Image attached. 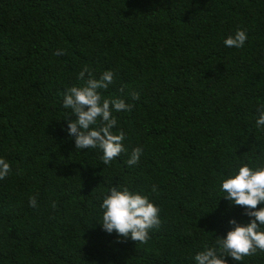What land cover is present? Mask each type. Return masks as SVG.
<instances>
[{
    "label": "trees",
    "instance_id": "1",
    "mask_svg": "<svg viewBox=\"0 0 264 264\" xmlns=\"http://www.w3.org/2000/svg\"><path fill=\"white\" fill-rule=\"evenodd\" d=\"M238 29L244 46H225ZM84 68L111 70L102 99L134 105L112 112L126 152L110 165L68 132L64 93ZM262 105L264 0H0V264H196L232 219H254L221 184L264 166ZM113 186L158 207L146 242L103 230ZM225 259L264 264V251Z\"/></svg>",
    "mask_w": 264,
    "mask_h": 264
},
{
    "label": "clouds",
    "instance_id": "2",
    "mask_svg": "<svg viewBox=\"0 0 264 264\" xmlns=\"http://www.w3.org/2000/svg\"><path fill=\"white\" fill-rule=\"evenodd\" d=\"M247 40L244 30L238 29L234 35L224 40L227 47L242 48ZM56 55L63 54L58 50ZM88 79L83 86H72L64 93L63 107L71 109L75 120L68 119V132L75 139L76 149H99L102 151V161L110 165L111 161L122 152H126L123 141V132L114 134L113 129L117 120L112 115L113 111H131L132 104L126 103L123 98L114 97L111 100L102 99L101 89H107L114 82V73L104 71L99 79L92 76L88 68L79 73V78ZM123 93V87L120 89ZM134 100L139 99L138 93H133ZM95 126V127H94ZM256 127H264V105L259 109ZM143 149H132L126 163L128 166L138 164ZM11 172V166L5 159L0 158V180L5 179ZM221 191L226 195L223 198L232 202L231 206H246L245 214L254 217L247 225L238 223L235 219L230 221L234 229L230 230L227 237L217 236V245L206 248L195 255L196 264H227L226 257L230 256L237 262H242L245 256L254 255L257 249L264 251V230L259 226L264 225V208L257 209V205L264 202V166L255 169L247 164L239 167L238 173L230 175L222 181ZM29 206L37 207L35 196L29 198ZM55 207V202H53ZM100 207L104 210L102 217L103 230L111 234L113 231L125 239L144 243L149 238V230L160 224L159 209L148 197L139 193H132L127 187L120 190L113 186L110 195H107Z\"/></svg>",
    "mask_w": 264,
    "mask_h": 264
}]
</instances>
